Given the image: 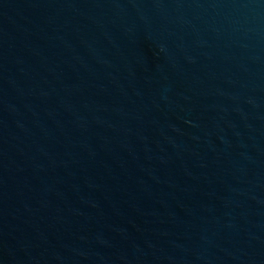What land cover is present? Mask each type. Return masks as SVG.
<instances>
[{
	"label": "water",
	"instance_id": "obj_1",
	"mask_svg": "<svg viewBox=\"0 0 264 264\" xmlns=\"http://www.w3.org/2000/svg\"><path fill=\"white\" fill-rule=\"evenodd\" d=\"M0 264H264V0H0Z\"/></svg>",
	"mask_w": 264,
	"mask_h": 264
}]
</instances>
